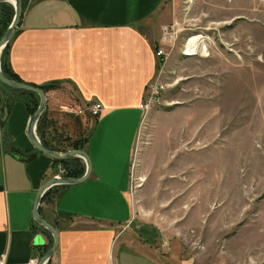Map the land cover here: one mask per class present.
Masks as SVG:
<instances>
[{
    "label": "crops",
    "instance_id": "0c3cea01",
    "mask_svg": "<svg viewBox=\"0 0 264 264\" xmlns=\"http://www.w3.org/2000/svg\"><path fill=\"white\" fill-rule=\"evenodd\" d=\"M163 2L22 3L20 22L5 47V64L21 83L43 88L46 140L71 151L67 145L77 138L65 143L57 138L59 131L69 129L78 136L90 126L82 148L90 175L82 183L51 187L39 203V213L58 234L46 264H203L180 256L157 226L135 218L129 195L142 119L139 105L147 86L160 80L155 43L161 30L154 18ZM19 92L0 93L8 101L0 125V264L38 261L46 252L49 240L33 218L34 202L43 183L62 176V165L30 143V98ZM91 103L103 107L98 118L86 111L77 114ZM80 164L85 172L81 159Z\"/></svg>",
    "mask_w": 264,
    "mask_h": 264
},
{
    "label": "rangeland",
    "instance_id": "374dc122",
    "mask_svg": "<svg viewBox=\"0 0 264 264\" xmlns=\"http://www.w3.org/2000/svg\"><path fill=\"white\" fill-rule=\"evenodd\" d=\"M154 25L178 34L132 155L134 217L199 263L264 264V0H164Z\"/></svg>",
    "mask_w": 264,
    "mask_h": 264
},
{
    "label": "water",
    "instance_id": "95a60500",
    "mask_svg": "<svg viewBox=\"0 0 264 264\" xmlns=\"http://www.w3.org/2000/svg\"><path fill=\"white\" fill-rule=\"evenodd\" d=\"M0 3H9L14 10L13 18L10 25L0 37V84L12 90L35 94L38 97L37 108L34 111V113L31 115L27 127V136L30 143L37 151H39L40 153L44 154L47 157H50L55 161H66L71 158H79L85 164V172L80 178L55 176L49 179L47 182L43 183L36 193V198L33 207V218L39 225H41L45 230H47L51 234L53 240L51 246L46 250V252L39 258L37 262V264H46L57 248L58 234L55 227L52 224H50L39 213L38 210L39 203L43 198L45 192L48 191L53 186L82 183L90 175L91 164L87 154L84 151L71 150L66 152H57V151L49 150L42 145L40 139L37 137V133H36L37 122L41 117V115L43 114L46 107V96L44 91L40 88L8 79L2 73L1 70V55L4 48L8 44L9 40L11 39L12 35L14 34L16 28L18 27L22 15V3L21 0H0ZM6 116H7V109L5 108L0 118V123H4ZM10 155L16 158L19 157V155L15 152H11Z\"/></svg>",
    "mask_w": 264,
    "mask_h": 264
},
{
    "label": "trees",
    "instance_id": "16d2710c",
    "mask_svg": "<svg viewBox=\"0 0 264 264\" xmlns=\"http://www.w3.org/2000/svg\"><path fill=\"white\" fill-rule=\"evenodd\" d=\"M24 0H21V3H23ZM0 7L2 9V13L1 15H5V19L7 17H9V20L7 21V23L5 22L4 24V20L0 21V37L2 36V34L5 32V30L7 29L9 23L11 22L12 20V17H13V8L9 5H6L5 3H0ZM2 18V17H1ZM7 48V47H6ZM6 48H4L3 52H2V55H1V70H2V73L8 78V79H11L13 81H17V82H20L12 73L11 71L7 68L6 64H5V54H6ZM162 65V62H160V66ZM21 83V82H20ZM37 88H40V89H43L41 87H37ZM47 88H52V87H46L44 89L47 90ZM1 90H3L4 92H13L12 89H9L3 85L0 84V93H1ZM20 94L22 95H25V96H28L30 98V101H28L26 103V106L29 110V112L31 114L34 113V111L36 110L37 108V105H38V97L35 95V94H32V93H26V92H19ZM7 103L8 101L4 98L1 97L0 95V111L2 113V111L6 108L7 106ZM1 118V117H0ZM2 123H0L1 125ZM47 124H48V121L46 120V116L45 114L43 113L41 115V117L39 118L38 122H37V126H36V133L42 143V145L49 149V150H53V151H58V152H65L66 151V147H55L51 144L48 143V139L46 140V137L44 136V133L46 132L45 129L47 127ZM48 134V137H51V133H47ZM87 137H82L76 141H74L73 143H71L70 145L68 144L67 146L74 150H82L83 148V145L85 143V141L87 140ZM59 164L62 165V168L64 169V173H65V176L67 177H71V178H80L83 173H84V167L82 166V164H80V159L78 158H71V159H68L66 161H55ZM43 231L46 233V235L48 236V243L45 245L44 247V252L49 248V246L51 245L52 243V236L51 234L43 229Z\"/></svg>",
    "mask_w": 264,
    "mask_h": 264
},
{
    "label": "built area",
    "instance_id": "2783aa9c",
    "mask_svg": "<svg viewBox=\"0 0 264 264\" xmlns=\"http://www.w3.org/2000/svg\"><path fill=\"white\" fill-rule=\"evenodd\" d=\"M177 30L174 29V26H164L161 29V36L159 38V44L155 47V57L162 63L166 60L167 54L162 48L163 45L172 43L177 38ZM189 41V39H188ZM187 41V42H188ZM186 54V51L184 52ZM165 85L159 80L153 81L150 83L145 91V95L139 105V109L142 111V119L140 125L143 121L145 114L152 109L156 104L159 103L162 94L164 93ZM86 111L89 116L93 119L98 118L103 111V107L99 103H91L86 107V109H78L77 114H83ZM1 117V111H0ZM60 173L65 175L64 169H60ZM36 258H31L27 263L24 264H37Z\"/></svg>",
    "mask_w": 264,
    "mask_h": 264
},
{
    "label": "bare ground",
    "instance_id": "6f19581e",
    "mask_svg": "<svg viewBox=\"0 0 264 264\" xmlns=\"http://www.w3.org/2000/svg\"><path fill=\"white\" fill-rule=\"evenodd\" d=\"M200 45H202L201 46V49H202V52H203V55L205 56V57H207L208 55L206 54V52H207V49H206V46L203 44V42H202V39L201 38H193V39H190L189 40V43H187V50L189 51H192V52H194L195 50H193V48H195V49H200ZM189 47V48H188ZM197 51V50H196ZM191 52V53H192Z\"/></svg>",
    "mask_w": 264,
    "mask_h": 264
}]
</instances>
